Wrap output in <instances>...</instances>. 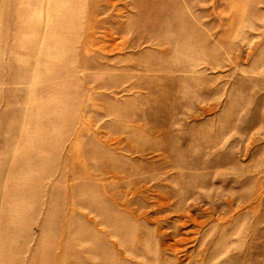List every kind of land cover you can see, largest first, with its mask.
Returning <instances> with one entry per match:
<instances>
[{
    "label": "rangeland",
    "instance_id": "374dc122",
    "mask_svg": "<svg viewBox=\"0 0 264 264\" xmlns=\"http://www.w3.org/2000/svg\"><path fill=\"white\" fill-rule=\"evenodd\" d=\"M0 264H264V0H0Z\"/></svg>",
    "mask_w": 264,
    "mask_h": 264
}]
</instances>
